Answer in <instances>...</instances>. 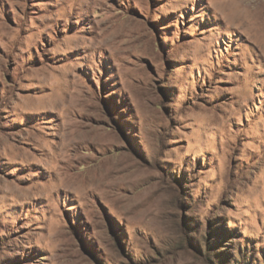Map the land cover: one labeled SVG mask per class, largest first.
I'll list each match as a JSON object with an SVG mask.
<instances>
[{"label":"rangeland","instance_id":"1","mask_svg":"<svg viewBox=\"0 0 264 264\" xmlns=\"http://www.w3.org/2000/svg\"><path fill=\"white\" fill-rule=\"evenodd\" d=\"M0 264H264V0H0Z\"/></svg>","mask_w":264,"mask_h":264},{"label":"bare ground","instance_id":"2","mask_svg":"<svg viewBox=\"0 0 264 264\" xmlns=\"http://www.w3.org/2000/svg\"><path fill=\"white\" fill-rule=\"evenodd\" d=\"M248 7V6H247ZM250 10V9H249ZM70 130H71V128H70ZM68 131V130H67ZM69 179V177H67V176H64L63 177V180H68Z\"/></svg>","mask_w":264,"mask_h":264},{"label":"trees","instance_id":"3","mask_svg":"<svg viewBox=\"0 0 264 264\" xmlns=\"http://www.w3.org/2000/svg\"><path fill=\"white\" fill-rule=\"evenodd\" d=\"M198 249H200V245H198ZM212 250H213V248H212Z\"/></svg>","mask_w":264,"mask_h":264}]
</instances>
